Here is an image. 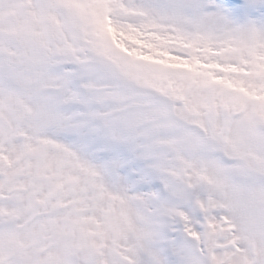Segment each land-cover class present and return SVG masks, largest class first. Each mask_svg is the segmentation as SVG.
<instances>
[{
	"label": "snow or ice",
	"instance_id": "snow-or-ice-1",
	"mask_svg": "<svg viewBox=\"0 0 264 264\" xmlns=\"http://www.w3.org/2000/svg\"><path fill=\"white\" fill-rule=\"evenodd\" d=\"M0 264H264V0H0Z\"/></svg>",
	"mask_w": 264,
	"mask_h": 264
}]
</instances>
